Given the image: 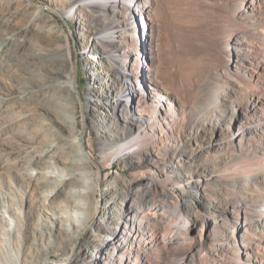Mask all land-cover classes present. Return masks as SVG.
<instances>
[{"label": "bare ground", "instance_id": "bare-ground-1", "mask_svg": "<svg viewBox=\"0 0 264 264\" xmlns=\"http://www.w3.org/2000/svg\"><path fill=\"white\" fill-rule=\"evenodd\" d=\"M14 1L0 0V113L10 114L19 125L38 123L42 130L37 129L36 135L19 133L21 140L3 142L14 156L21 151L17 146H31L28 155L17 157L3 170L19 176L25 188L35 187L42 208L36 222L24 225L23 244L16 249L11 241V255L0 264H128L136 253L135 264H146L149 250L158 241L166 250H176L189 240L191 227L210 222L227 241L244 233L246 248L249 236L245 232L252 226L248 218L239 226L230 221L234 201L224 216L209 212L214 209L205 198L209 174L198 159L204 148L194 146L195 133L189 132L188 144L176 135L170 137V144H157L154 116L146 118L147 100L155 105L154 115L160 113L161 122L177 117L164 86L160 83V89L151 92L153 96L148 93L137 105L132 96L134 70L140 71L147 86L156 73L146 60H136L129 32L136 37V19H148L155 13L158 0H50L53 11L80 24L82 36L78 39L87 42L82 43L85 49L94 48L95 57L85 61L84 69L90 76L87 119L98 143L99 160L78 120L79 85L72 71L69 35L45 10L30 4L28 8L14 7ZM247 4L245 0L239 11ZM28 95L31 102L22 105ZM232 106L230 121L234 123L241 112L236 104ZM119 161L121 166L113 173L100 177V171ZM195 167L204 170L198 179L190 174ZM127 169L130 177L123 174ZM261 182L264 170L239 174L230 185L242 189ZM203 209L206 213L194 220L192 214ZM262 209L259 213H264V206ZM2 212L6 226L0 228L8 232V238L16 235L21 240L17 227L20 212L11 208ZM173 215L185 237L145 238L154 219L164 221ZM89 230L84 246L75 249ZM130 243L134 246L131 252ZM235 252L239 259L242 254L238 249ZM53 255L62 260H52Z\"/></svg>", "mask_w": 264, "mask_h": 264}, {"label": "rangeland", "instance_id": "rangeland-1", "mask_svg": "<svg viewBox=\"0 0 264 264\" xmlns=\"http://www.w3.org/2000/svg\"><path fill=\"white\" fill-rule=\"evenodd\" d=\"M247 1L245 8L239 11V6L245 0H158L155 13L148 19L140 17L139 20V16L136 19V37L129 32V46L137 51L136 60H146L147 65L155 68L156 73L147 86L140 71L134 70V81L131 84L136 105L148 93L151 95L154 90H159L161 83L177 110L176 118L169 116L168 121L161 122L160 113L154 115L155 108L152 106L155 105L146 98L149 104L148 109H145L146 118L154 116L157 144L160 147L170 144L173 135L188 144L189 132L195 133L194 146L204 148L198 159L209 174L206 178L205 198L214 207L209 212L224 216L232 200L235 207H231L234 213L230 221L239 226L248 218L252 226L245 232L249 236L245 248L242 241L244 233L238 234L237 240L227 241L213 222L207 226L197 223L189 230V240L184 241L176 250H166L160 241L154 244L149 250L146 264H183L184 261V264H264V213H259L263 212L264 206V182L242 189L230 185L231 179L239 174L264 170V0ZM49 3L50 0H15L13 4L19 8H28L30 4L45 10L69 35L73 52L72 71L79 85L76 97L78 120L86 142L91 144L95 158L99 160L98 143L87 119L90 110L86 94L90 76L84 69L85 61L95 57L92 55L94 48L85 49L87 42L78 39L82 36L78 33L80 24L61 11H53ZM82 43H86L85 47ZM30 102L28 95L21 104ZM232 104H236L241 112L234 123L230 121ZM9 116L8 113H0V227L5 225L2 211L11 208L12 211L20 212L17 227L22 235L21 240L16 235L8 238V232L0 228V261L11 255L8 248L11 241L16 249L23 244L24 225L36 222L42 208L35 187L25 188L19 176H10L3 170V166L12 164L17 157L26 156L31 151V146L20 145L16 147L21 149L20 154L14 156L3 142L21 140L19 133L33 135L37 129L42 130V125H19L13 122L14 117ZM169 117L166 115V118ZM250 129L255 131L242 133ZM121 163L119 161L114 167L103 169L100 177L113 173ZM191 170L194 179H198L197 175L204 171L196 167ZM123 174L130 177L131 171L127 169ZM206 211H195L192 214L194 220ZM43 214L46 215L45 212ZM179 222L175 215L164 221L154 219L151 222L152 229H148L145 238L153 241L157 235L168 238L175 234L185 237ZM90 232L75 249L84 246ZM143 245L147 248V243ZM129 246L128 251H134L133 244ZM212 247L217 252H213ZM237 249L242 254L239 259L235 252ZM243 253L247 255L243 256ZM136 254L133 255L132 263L128 264L136 263ZM193 255L195 260L192 263L190 259ZM52 260L60 261L62 258L53 255ZM117 264H121V261Z\"/></svg>", "mask_w": 264, "mask_h": 264}, {"label": "water", "instance_id": "water-1", "mask_svg": "<svg viewBox=\"0 0 264 264\" xmlns=\"http://www.w3.org/2000/svg\"><path fill=\"white\" fill-rule=\"evenodd\" d=\"M64 22H65V24L67 25V26H69V24H68V22L64 19ZM78 73H79V69H78V67H77V69H76V78H78Z\"/></svg>", "mask_w": 264, "mask_h": 264}]
</instances>
